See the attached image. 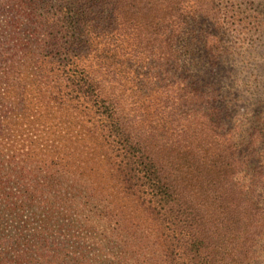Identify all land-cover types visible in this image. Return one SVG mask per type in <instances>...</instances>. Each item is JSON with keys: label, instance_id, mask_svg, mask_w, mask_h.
I'll return each mask as SVG.
<instances>
[{"label": "trees", "instance_id": "obj_1", "mask_svg": "<svg viewBox=\"0 0 264 264\" xmlns=\"http://www.w3.org/2000/svg\"><path fill=\"white\" fill-rule=\"evenodd\" d=\"M223 28L212 0H0V264L131 261L127 244L89 257L73 225L54 226L77 185L95 192V162L154 224L167 264H212L195 227L243 218L216 83Z\"/></svg>", "mask_w": 264, "mask_h": 264}, {"label": "rangeland", "instance_id": "obj_2", "mask_svg": "<svg viewBox=\"0 0 264 264\" xmlns=\"http://www.w3.org/2000/svg\"><path fill=\"white\" fill-rule=\"evenodd\" d=\"M212 2L224 24L221 43L228 52L227 68L216 83L222 87L223 100L228 101L225 127L237 145L229 199L241 207L243 218L223 222L218 225L221 229L201 226L195 230L204 245L209 243L212 264H264V0ZM238 10L243 16H257V24L248 23L249 19L241 24L233 22L232 12ZM34 109L27 110V115H34ZM89 169L84 176L95 192L85 184L77 185L69 211L63 217L55 214L54 226L73 225L74 234L79 236L73 240L83 245L82 251L89 257L102 252L123 257L127 244L128 264H167L154 224L141 209L121 199L103 165L95 162ZM44 211L40 206L38 219ZM63 239L53 234L50 240Z\"/></svg>", "mask_w": 264, "mask_h": 264}]
</instances>
